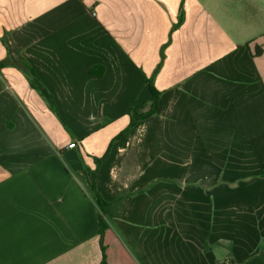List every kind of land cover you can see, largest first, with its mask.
Masks as SVG:
<instances>
[{
	"label": "crops",
	"instance_id": "1",
	"mask_svg": "<svg viewBox=\"0 0 264 264\" xmlns=\"http://www.w3.org/2000/svg\"><path fill=\"white\" fill-rule=\"evenodd\" d=\"M101 242L264 264V0H0V264H100Z\"/></svg>",
	"mask_w": 264,
	"mask_h": 264
},
{
	"label": "trees",
	"instance_id": "2",
	"mask_svg": "<svg viewBox=\"0 0 264 264\" xmlns=\"http://www.w3.org/2000/svg\"><path fill=\"white\" fill-rule=\"evenodd\" d=\"M149 90H150V99L148 105H139L136 107H132L129 110V117L130 121L128 124L127 129L132 128L137 122L147 119L153 114H155L157 110V102L159 99V93L152 87V85L149 84ZM87 183L89 186V189L92 193L93 201L96 205V207L99 210L100 213V219H99V233H103L105 229V222L103 221L105 215H106V209L108 207V203H106L100 195L98 194L96 190V167L93 170H85ZM101 248H102V261L100 264H105V255H104V248L102 246L101 242Z\"/></svg>",
	"mask_w": 264,
	"mask_h": 264
},
{
	"label": "built area",
	"instance_id": "3",
	"mask_svg": "<svg viewBox=\"0 0 264 264\" xmlns=\"http://www.w3.org/2000/svg\"><path fill=\"white\" fill-rule=\"evenodd\" d=\"M75 146V144L74 143H71V144H69V148H73Z\"/></svg>",
	"mask_w": 264,
	"mask_h": 264
}]
</instances>
